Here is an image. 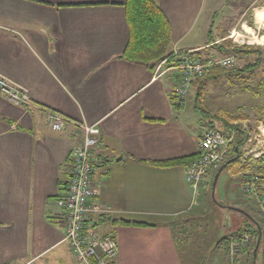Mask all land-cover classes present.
I'll return each instance as SVG.
<instances>
[{
	"label": "crops",
	"instance_id": "crops-1",
	"mask_svg": "<svg viewBox=\"0 0 264 264\" xmlns=\"http://www.w3.org/2000/svg\"><path fill=\"white\" fill-rule=\"evenodd\" d=\"M155 1L170 27L171 51L205 53V37L197 38L208 34L214 14L205 31L197 32L209 0ZM245 1L249 6L256 0ZM124 2L0 0V77L28 97L15 105L0 93V264H82L63 240L56 203L68 177L69 153L81 145V124L100 131L91 181L95 202L109 209L87 224L99 236L114 238L116 264H136L150 248L163 255V264H180L168 226L173 220L163 217L191 210L212 214L223 204L260 227L263 257L264 229L250 215L233 166L221 162L194 192L185 182L186 166L161 169L139 162L192 156L205 124L194 109L191 122L190 90L186 104L174 108L177 71L119 58L129 39ZM48 111L67 120L62 130L51 129ZM119 220L150 226H120ZM241 223L237 230L246 224Z\"/></svg>",
	"mask_w": 264,
	"mask_h": 264
},
{
	"label": "rangeland",
	"instance_id": "rangeland-1",
	"mask_svg": "<svg viewBox=\"0 0 264 264\" xmlns=\"http://www.w3.org/2000/svg\"><path fill=\"white\" fill-rule=\"evenodd\" d=\"M246 4L245 0H209L208 7L204 12L205 19H202V28H198L197 32L199 35V30L203 29V32L205 31L207 19L211 20L214 14V23H208V34H204L203 37L198 36L197 38V40H200L205 37V44L202 46L203 51H206L205 53H212L218 58L233 56L235 62L229 68L253 63L255 60L259 61L255 70L242 74L239 78L224 77L215 83H208L203 90L200 101L202 109L208 111L210 115L219 117L220 123L218 125L228 120V122L235 123V125L239 123L237 126L241 127V129L249 130L248 140L241 150L242 161L247 156L258 157L264 153V124L257 123L260 120L258 112L264 107V44L251 40L252 37H264V20L256 21L257 10H262L264 16V0H256L249 6ZM212 10H214V13ZM235 33L236 35L234 36ZM210 37H213L212 39L215 40L216 44L220 43L226 48H230V46L247 47L253 48L256 53L253 55L252 53L248 54V56L232 52L219 54L211 47V44H206L211 39ZM8 84L11 85L9 82ZM0 93L9 99L1 90ZM194 95L195 90L192 88L190 89L189 98L191 105L187 109L191 113V122L195 119L192 107L195 100ZM196 113L198 114V112ZM198 115L201 119L200 113ZM231 137L234 140L235 135L231 134ZM243 195L252 207L250 215L264 229L263 211L259 208V205L256 207V200L247 197L244 192ZM232 196L230 194L228 197L231 198ZM220 201L222 204V202H225V199L220 197ZM193 207H195V202ZM225 207L226 205L224 204L215 207L212 214L209 212H195L193 214L191 210L182 215L163 217V221H168V219L170 221L173 220L177 224L176 230L178 226L185 228V234L178 236L179 247L177 257L180 264H251L252 255L249 251L252 252V245L246 249L244 255L238 254L233 262L229 256H226L225 252L216 247L219 241L225 239L233 231H236V227L242 225L241 222H246V224L250 222L246 217H243L241 214L239 216ZM112 214L113 212H109L110 216ZM263 242L264 240L262 241V245ZM162 256L154 248L146 249L144 257L135 261V263L163 264ZM260 262H262V257L258 255L257 264H260ZM116 263V260L112 261V264Z\"/></svg>",
	"mask_w": 264,
	"mask_h": 264
},
{
	"label": "built area",
	"instance_id": "built-area-1",
	"mask_svg": "<svg viewBox=\"0 0 264 264\" xmlns=\"http://www.w3.org/2000/svg\"><path fill=\"white\" fill-rule=\"evenodd\" d=\"M234 62L233 56L219 58L211 56L204 60L194 51L180 52L175 66L172 67L179 73L178 82L172 89L177 104L181 105L185 102L191 87V80L195 76L209 72L215 66L227 69ZM8 82L7 79L0 77V90L9 97L13 104L19 105L28 100L26 95L20 94ZM46 117L49 126L54 131L62 130L67 123L65 118L55 112H46ZM80 127L82 128L81 145L73 148L69 153L67 188L61 194L62 198L56 202L63 213L65 227L63 240L67 243L72 257L77 262L110 264L117 254L114 238L109 235L99 236L87 224L93 217H104L109 211L95 202L96 191L91 181L92 154L98 146L100 131L95 124H81ZM231 140V135L226 137L225 134L215 131L209 126L202 127L198 144V158L186 167L185 172V182L194 192L201 186L202 177L208 171L218 168ZM256 180V177L246 178L244 184L241 185V190L247 197L256 200L264 215V195L258 191ZM254 239L253 235L245 233L230 243L228 256L231 261L238 249H245L252 244Z\"/></svg>",
	"mask_w": 264,
	"mask_h": 264
},
{
	"label": "trees",
	"instance_id": "trees-1",
	"mask_svg": "<svg viewBox=\"0 0 264 264\" xmlns=\"http://www.w3.org/2000/svg\"><path fill=\"white\" fill-rule=\"evenodd\" d=\"M125 17L129 28V39L127 46L124 52L119 57L122 60L127 62L136 63L140 65H144L153 70L158 64L164 62L166 68H172L175 66L179 51L174 54L170 49L171 41H170V27L166 20V17L157 6L155 0H125L124 4ZM208 40L207 45L211 44V47L217 53H225L232 52L240 55L248 56V54H255L256 51L252 48H244L237 46H230V48L224 47L220 43L216 44L215 40ZM215 42V43H214ZM197 55L201 57V59L207 60L211 56L210 53H201L200 51L196 52ZM258 60H255L253 63H247L243 66L231 67L228 69L221 68L219 66L213 67L209 72H205L200 76H195L191 80L190 89L195 90L194 95V105L193 109L200 113L201 120L204 122L205 126L211 127L215 131H220L222 134H225L226 137L233 134L235 135L234 140H231L228 143V147L226 153L223 156L222 163H229L228 166H233L237 173L240 175L241 185L244 184L246 178L248 177H256L258 181H256L257 188L260 193L264 192V153L260 154L258 157L247 156L244 161L241 158V150L244 147V144L248 140L249 130L241 129V127L235 125V123H230L228 120L223 121V124L218 125L219 117H215L210 115L208 111L202 109L201 107V98L203 94V90L206 88L208 83H215L219 79L224 77H236L239 78L242 74L255 70L258 66ZM179 75V73H178ZM179 79V78H178ZM172 104L176 110H180V105L177 104L174 98H171ZM260 116V120L257 121L258 124H264V107L260 109L258 112ZM204 127V126H203ZM198 151L194 153L192 156L167 159L164 161H139L148 166L155 168H173L176 166H189L192 162H194L198 158ZM69 162V156H68ZM70 164V162H69ZM210 170L207 172L205 176L202 177V181L200 183L201 186L206 183L207 178L211 174H216L217 170ZM69 176V173H68ZM68 178V177H67ZM67 182V179H66ZM67 184L62 189V193L66 190ZM61 193V194H62ZM57 198L56 202L62 198V196ZM264 195V193H263ZM251 223L244 224L239 230L233 231L231 237L227 239H222L216 247L221 249L223 252L228 255L230 243L234 242L235 239H238L241 234H251L255 237L252 242V252H253V260H251V264L257 263L258 257V248L256 249V245L258 242V237L261 234V230L254 224V222L249 219ZM178 223V221H176ZM116 224L120 226H133V227H145L150 226L145 222H136V221H126L119 220L115 221ZM177 224L174 222L168 223L170 230L172 231V238L176 244V247H179L178 236H183L185 234V228L179 227L176 230ZM236 232V233H235ZM235 233V234H234ZM260 240V239H259ZM250 247L247 246L245 249H238V253L245 254L246 249ZM256 249V250H255ZM235 256L233 257L232 262L234 261ZM262 264H264V249H263V257ZM234 264V263H232Z\"/></svg>",
	"mask_w": 264,
	"mask_h": 264
},
{
	"label": "bare ground",
	"instance_id": "bare-ground-1",
	"mask_svg": "<svg viewBox=\"0 0 264 264\" xmlns=\"http://www.w3.org/2000/svg\"><path fill=\"white\" fill-rule=\"evenodd\" d=\"M256 21L259 22V21H263L264 20V16L262 14V10H257L256 11ZM247 30H249L247 28ZM236 35V33L234 34V36ZM238 35V34H237ZM238 37H240V35H238ZM251 40H253L254 42L256 41V43H261V44H264V37L262 38H256V37H252Z\"/></svg>",
	"mask_w": 264,
	"mask_h": 264
},
{
	"label": "water",
	"instance_id": "water-1",
	"mask_svg": "<svg viewBox=\"0 0 264 264\" xmlns=\"http://www.w3.org/2000/svg\"><path fill=\"white\" fill-rule=\"evenodd\" d=\"M222 169H223V167L220 169V171H221ZM220 171H219V172H220ZM218 174H219V173H218ZM216 178H217V176H216ZM216 178H215V180H216ZM228 208H229V209H233V208H231V207H228ZM233 210H236V209H233ZM259 237H260V236H259ZM259 237H258V242H259V239H260ZM257 248H258V243H257V245H256V249H257ZM256 249H255V250H256Z\"/></svg>",
	"mask_w": 264,
	"mask_h": 264
}]
</instances>
